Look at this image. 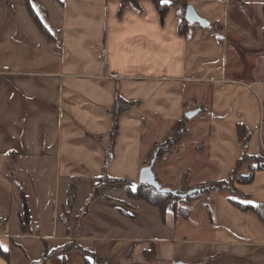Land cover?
Returning <instances> with one entry per match:
<instances>
[{
  "label": "crops",
  "instance_id": "1",
  "mask_svg": "<svg viewBox=\"0 0 264 264\" xmlns=\"http://www.w3.org/2000/svg\"><path fill=\"white\" fill-rule=\"evenodd\" d=\"M188 1L227 40L195 22L182 33L171 3L162 20L152 0L123 11L122 0H32L43 29L26 0H0V68L10 66L0 73V214L9 217L0 264H33L68 243L47 264H264V221L227 190L214 192L204 226L183 218L176 200L163 220L156 206L129 198L126 182L101 193L129 199L134 212L98 197L80 215L101 177L140 182L151 134L184 116L201 137L184 141L163 172L176 158L194 182L229 180L245 150L264 157V0ZM116 93L134 101L117 121ZM191 140L197 147H186ZM257 167L246 162L239 174L255 168L254 179L236 182L253 204L264 203Z\"/></svg>",
  "mask_w": 264,
  "mask_h": 264
},
{
  "label": "trees",
  "instance_id": "2",
  "mask_svg": "<svg viewBox=\"0 0 264 264\" xmlns=\"http://www.w3.org/2000/svg\"><path fill=\"white\" fill-rule=\"evenodd\" d=\"M9 1V0H7ZM38 1V0H36ZM154 2V4L156 5L162 20L165 19V17L167 16L169 10H170V3L173 5V7L178 11L180 17H181V32L186 34V28L184 26H187L189 23H191V21L186 17V11L188 6L190 5L188 0H170L169 3H163L162 0H152ZM237 1V0H236ZM241 1V0H238ZM29 9L32 11L35 19L37 20V23L44 29L42 22L38 19L34 8L32 7V0H26ZM132 3L133 5H135L138 8H142L141 4H140V0H122V5H121V10L123 11L125 9V7L127 6V4ZM211 26L215 27L216 29H224V26L219 23V22H211ZM221 40L222 37H220ZM134 104V101H128L126 99H124L119 93H116L115 96V105L114 108L112 109V112L114 114L115 117V121H117V118L119 117L120 113L123 112L124 110L129 109L132 105ZM187 118L184 116L181 119H178L175 121L174 126L172 127V131L173 132H177V131H181L184 127V125L186 124ZM116 128L114 129L113 133H112V142L113 145L115 144V139L117 136V126H115ZM187 131V130H185ZM238 133L240 136V139L242 141V143L244 145L247 144L249 137H250V132L248 131V129L243 125L240 124L238 126ZM173 145V143H171ZM172 145H169L170 147H172ZM160 156V155H159ZM158 156V158H159ZM248 161H256L258 164V169L264 170V157L263 156H252L248 153V151H244L242 157L239 159L234 171L232 172L230 179L229 180H218L217 182H214L213 185H211L209 191H222V190H227L231 193V195H237L240 197V199L236 200L233 196H231V202L238 208H240L243 211H249L252 210L254 211L263 221H264V203H258V204H253V203H247L245 201H248L249 199V194L243 193L238 186L236 185V182H238L239 184L242 183H250L251 181H253L254 176H255V168H252V172L249 175H241L239 174L240 168ZM151 162V161H150ZM148 161L147 164L150 163ZM108 164V162H107ZM103 177L100 178V180L98 182H96L93 186V193L88 201V203L86 204L85 208H83L82 212H81V218H83L85 215H87L88 210H89V203L91 200H94L95 198H106V199H110V200H114V198L111 197H105L102 196L100 194V191L102 189L103 186H105L107 183L102 181ZM108 182H113V183H118V182H122V181H129V179H124V178H107ZM132 184V186H136V188H132L129 192V195L132 198H136V199H145L146 201H148L150 204L158 207L160 209L161 212V216L162 219L165 220L166 219V214H167V205H168V201L169 200H177L181 199L183 201H190V200H195L198 199L201 195H196V194H190L188 197H180V196H175L172 193H165V192H160L158 191L156 188L148 185V184H142V183H136L133 184L132 182H130ZM22 198L24 200V207H25V221L29 220V209H28V203L27 200L25 198L24 195H22ZM245 199V201H243ZM75 246L74 243H68L62 247L59 248H55L52 251L49 252H45L43 257L37 261V262H33V264H47V261L52 258L56 253L60 252V251H65L68 250L70 248H73ZM0 253H2L3 255L7 256L9 258V253L5 252L4 250H2L1 246H0ZM88 255H92L90 252H88ZM148 254V252H147Z\"/></svg>",
  "mask_w": 264,
  "mask_h": 264
},
{
  "label": "rangeland",
  "instance_id": "3",
  "mask_svg": "<svg viewBox=\"0 0 264 264\" xmlns=\"http://www.w3.org/2000/svg\"><path fill=\"white\" fill-rule=\"evenodd\" d=\"M233 4L235 5V3ZM234 5L231 10V17L238 16L237 8H235ZM253 17L254 18L252 19H255L258 22V18L255 15H253ZM215 31L217 32V34L220 35V37L223 36L222 37L223 40L224 39L227 40V38H225L224 30L215 29ZM245 54L247 53L245 52ZM174 124L175 122H173L171 125L166 127V129L162 133L158 134V136H153V134H151L152 136L151 140L154 142H153L152 152L149 158V162L152 160L155 153H158V156L160 155L155 163L154 172L157 176V179L160 181L162 187H170L173 190H176L180 194L187 193L191 190H196L195 192L191 194L201 195L198 199H195V200L183 201L181 199L176 198L177 199L176 201L178 203L179 211L182 214L183 218H187L191 222L193 221L194 224L204 226V225H207L208 219H210L212 216L211 205L213 203L214 191L210 192L209 189L211 185H213V183L217 182L218 180L217 179H207V180H199V181L195 180L194 182L193 181V178H194L193 168L183 165L179 160H176V158L175 160H173V163H175L174 168H171L168 171L163 172V169H161V167L166 162V159L169 158V156L171 155L176 156V154L180 153L183 142L184 141L186 142L188 138L192 136L191 130L188 126V121H186V124L184 125L183 129L181 131H177L176 133L172 131V127L174 126ZM198 137H201V132H193L192 139L193 138L196 139ZM171 143H173V145ZM197 144L198 143H196L194 140H191L186 147L193 149L194 146H196ZM169 145H172V147H170ZM200 145L198 147H200ZM159 172H163V173H159ZM103 178H102L103 179L102 181L106 182L107 184L103 186L102 189L108 185L117 184L113 182H108L107 180L108 177H103ZM122 182H126L129 185H131L130 187L131 189L136 188L135 185L132 186V184L130 183L132 182L133 184H136L137 181L135 180L129 179V181H122ZM116 186L118 187V185ZM100 194L105 197L114 198V200H110V199H107V200L114 202L115 205H119V207H121L122 209L129 210V212H134L136 209L133 205L130 204V202L128 201L129 199L126 200L122 198L120 199V198L112 197L109 195H104L101 193V191H100ZM173 195L180 196L176 194H173ZM129 198H132V197L129 195ZM133 199H136V198H133ZM159 212H160V209H159Z\"/></svg>",
  "mask_w": 264,
  "mask_h": 264
},
{
  "label": "water",
  "instance_id": "4",
  "mask_svg": "<svg viewBox=\"0 0 264 264\" xmlns=\"http://www.w3.org/2000/svg\"><path fill=\"white\" fill-rule=\"evenodd\" d=\"M186 17L191 22L198 23V24H200L203 27L211 26V22L207 18H204L203 16H201L197 12L195 7L193 5H191V4L187 8ZM199 111H200V109L189 111V112L186 113V116L188 118H192L193 116L197 115L199 113ZM157 159H158V153H155L154 157L151 160V162L141 169V172H140V183L148 184V185L156 188L160 192L173 193V194H176V195H180L182 197H186L189 194H191V193L196 191V190H191V191H189L187 193L180 194L176 190H173L170 187H162L160 181L157 179V176H156V174L154 172V166H155V163H156ZM175 264H183V263L182 262H176Z\"/></svg>",
  "mask_w": 264,
  "mask_h": 264
},
{
  "label": "built area",
  "instance_id": "5",
  "mask_svg": "<svg viewBox=\"0 0 264 264\" xmlns=\"http://www.w3.org/2000/svg\"><path fill=\"white\" fill-rule=\"evenodd\" d=\"M10 70L9 65H3L0 68V73H4ZM9 221V217L5 214H0V228H2ZM39 225H36V228H39Z\"/></svg>",
  "mask_w": 264,
  "mask_h": 264
},
{
  "label": "snow or ice",
  "instance_id": "6",
  "mask_svg": "<svg viewBox=\"0 0 264 264\" xmlns=\"http://www.w3.org/2000/svg\"><path fill=\"white\" fill-rule=\"evenodd\" d=\"M163 3H169L170 0H162ZM247 203H251V201H245ZM5 251H7V248L4 249Z\"/></svg>",
  "mask_w": 264,
  "mask_h": 264
}]
</instances>
